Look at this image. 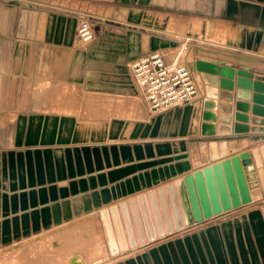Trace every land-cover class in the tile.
I'll return each instance as SVG.
<instances>
[{
    "label": "crops",
    "instance_id": "1",
    "mask_svg": "<svg viewBox=\"0 0 264 264\" xmlns=\"http://www.w3.org/2000/svg\"><path fill=\"white\" fill-rule=\"evenodd\" d=\"M18 4L10 73L18 76L16 103L25 98L20 83L31 87L33 103L12 109L0 140V249L88 215L102 225L101 210L264 144V118L251 111L249 130L233 131L237 76L232 91L215 87V133L202 136L205 84L194 68L207 56L249 68L251 80L264 76V0ZM82 19L96 30L87 45L76 36ZM183 45L198 98L150 112L127 64L153 50L171 60ZM249 187L250 203L113 257L126 254L118 264H264V196Z\"/></svg>",
    "mask_w": 264,
    "mask_h": 264
},
{
    "label": "water",
    "instance_id": "2",
    "mask_svg": "<svg viewBox=\"0 0 264 264\" xmlns=\"http://www.w3.org/2000/svg\"><path fill=\"white\" fill-rule=\"evenodd\" d=\"M194 68L205 84L202 136L215 133L218 95L215 87L219 85L232 91L235 76L234 133L249 130L248 124L244 123H249L250 111L264 118V76L251 80L253 73L249 68L242 65L235 68L223 60L207 56L197 59ZM249 185L260 187L264 196V144L101 210L109 255L136 249L185 226L248 204L252 201ZM75 259L72 258L71 262Z\"/></svg>",
    "mask_w": 264,
    "mask_h": 264
},
{
    "label": "rangeland",
    "instance_id": "3",
    "mask_svg": "<svg viewBox=\"0 0 264 264\" xmlns=\"http://www.w3.org/2000/svg\"><path fill=\"white\" fill-rule=\"evenodd\" d=\"M22 1L24 0H0V140L7 122L13 117L12 109L15 110L18 104L24 103L27 106L33 103L30 96L32 93L29 92L31 87L29 89L27 83L19 84L20 94L25 95V98L16 103L14 95L17 93L18 76L10 73L16 43L15 34H10L13 33L17 6H20L18 2ZM6 78L11 81L6 83ZM76 96L77 104L80 93H76ZM193 156L196 157V153ZM100 224L93 215H88L9 248L0 249V264H72L71 259L75 255H80L86 263L99 261L97 264H118L126 254H120L116 258L109 255L105 231ZM95 243L96 248L92 246Z\"/></svg>",
    "mask_w": 264,
    "mask_h": 264
},
{
    "label": "built area",
    "instance_id": "4",
    "mask_svg": "<svg viewBox=\"0 0 264 264\" xmlns=\"http://www.w3.org/2000/svg\"><path fill=\"white\" fill-rule=\"evenodd\" d=\"M95 35L96 30L90 20L82 19L76 30L79 42L87 45ZM185 48L183 45L171 60H167L160 51L153 50L127 64L131 82L150 112L192 104L198 98L192 70L183 59Z\"/></svg>",
    "mask_w": 264,
    "mask_h": 264
},
{
    "label": "bare ground",
    "instance_id": "5",
    "mask_svg": "<svg viewBox=\"0 0 264 264\" xmlns=\"http://www.w3.org/2000/svg\"><path fill=\"white\" fill-rule=\"evenodd\" d=\"M23 2V1H22ZM195 81V80H194ZM256 193V192H254ZM254 195V194H253ZM257 197V195H255V198ZM19 244V243H18ZM94 248L97 247V243H95V245H92ZM107 255V254H106ZM118 255V254H117ZM72 258H76L75 261L72 263V264H79V263H75V262H81V264H97L99 261H96L94 263H91V262H84L81 258H80V255H75L73 256Z\"/></svg>",
    "mask_w": 264,
    "mask_h": 264
}]
</instances>
